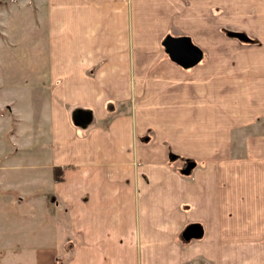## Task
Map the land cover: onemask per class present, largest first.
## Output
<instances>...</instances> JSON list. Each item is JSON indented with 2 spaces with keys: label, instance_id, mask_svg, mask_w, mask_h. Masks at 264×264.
Listing matches in <instances>:
<instances>
[{
  "label": "crops",
  "instance_id": "obj_1",
  "mask_svg": "<svg viewBox=\"0 0 264 264\" xmlns=\"http://www.w3.org/2000/svg\"><path fill=\"white\" fill-rule=\"evenodd\" d=\"M0 264H264V0H0Z\"/></svg>",
  "mask_w": 264,
  "mask_h": 264
},
{
  "label": "water",
  "instance_id": "obj_2",
  "mask_svg": "<svg viewBox=\"0 0 264 264\" xmlns=\"http://www.w3.org/2000/svg\"><path fill=\"white\" fill-rule=\"evenodd\" d=\"M230 33L238 37H243V33L239 31H231ZM162 43L169 57L182 66L193 65L201 58L202 51L200 47L194 44L190 37L186 35H166ZM173 157H175V155H172V158ZM192 165L193 162L188 163L182 169L183 172H189ZM183 234L186 238L200 236L202 234V227L198 223H192L184 229Z\"/></svg>",
  "mask_w": 264,
  "mask_h": 264
},
{
  "label": "trees",
  "instance_id": "obj_3",
  "mask_svg": "<svg viewBox=\"0 0 264 264\" xmlns=\"http://www.w3.org/2000/svg\"><path fill=\"white\" fill-rule=\"evenodd\" d=\"M66 166H55L53 168V176L55 180H61L64 177V170H65ZM183 172V170H182ZM184 173H188V172H184Z\"/></svg>",
  "mask_w": 264,
  "mask_h": 264
},
{
  "label": "rangeland",
  "instance_id": "obj_4",
  "mask_svg": "<svg viewBox=\"0 0 264 264\" xmlns=\"http://www.w3.org/2000/svg\"><path fill=\"white\" fill-rule=\"evenodd\" d=\"M57 216H61V217H63L64 215L63 214H60V215H57ZM62 221L64 220V219H62V218H60ZM62 223H64V221L62 222ZM62 229H64V227L62 226ZM64 232H66L65 230H64Z\"/></svg>",
  "mask_w": 264,
  "mask_h": 264
}]
</instances>
